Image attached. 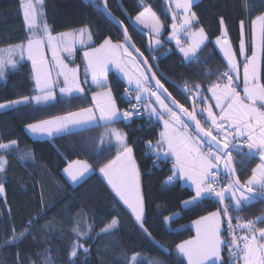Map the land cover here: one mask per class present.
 <instances>
[{
  "label": "snow or ice",
  "instance_id": "obj_1",
  "mask_svg": "<svg viewBox=\"0 0 264 264\" xmlns=\"http://www.w3.org/2000/svg\"><path fill=\"white\" fill-rule=\"evenodd\" d=\"M85 2L90 3L122 29L123 41L113 42L111 37H106L99 46H91L84 51L86 65L85 79L82 82L79 67H69L58 52L64 51L72 55L77 44L81 47L86 43L94 44L92 30L83 27L73 32L54 35L44 13L45 0H20L27 31L26 40L10 45L7 49H0V79L6 77L8 70L16 69L19 62L26 57L31 61L37 94L0 103V110H10L32 102L47 104L56 99L57 88L62 95L77 94L83 98L85 86L91 83L101 89L92 93V107L28 124L26 130L36 136L55 137L104 127L105 132L99 140H91L90 143H98L100 152H103L105 147L114 148L115 152L110 153L112 158L99 167V173L106 179L119 201L130 210L137 226L147 239L163 254L170 256L171 251L156 240L145 227V197L141 171L128 133L113 127L120 122L130 123L133 117H146L161 127L155 142L151 140L145 142L147 151L154 157V164L169 158L172 160L171 175L167 177L166 183L171 184L182 179L190 182V187L194 190V195L183 201L182 206L191 208L209 198H214L220 205L216 211L193 221L195 235L175 246L176 255L185 260L186 264H223L221 256L223 248L227 249L230 264H264V227L258 226L264 224V215L256 217L255 220H242L235 215L258 200H264V83L260 81L258 63L260 54L264 53V9L250 21L252 44L250 57L245 55L244 20L240 21L239 51L245 55L242 64V89L238 80L241 63L236 58V50L231 46L225 27L221 36L216 37L215 44L219 46L226 60V70L220 73H212L210 70L206 72L205 75L217 76L214 82L206 86L199 83L189 84L187 81L178 85L191 101L189 110L157 77L148 58L133 43L124 22L114 16L109 9L108 0ZM168 2L170 8L174 3L181 16L180 22L177 23V12H171L173 22L170 25L168 40L175 42L184 63H199V52L206 46V42L210 41L203 27L194 30V25L198 24V17L192 11L196 0ZM139 4L143 10L134 19L129 17V20L138 31L147 29L148 47L155 50L162 46L160 37L165 25L151 5L146 4L144 0H139ZM244 7L247 11V0ZM124 11L127 15L126 10ZM220 23H224L223 18ZM46 47L51 49L52 59L55 61V76L45 57ZM152 59L156 60L154 56ZM110 65L127 80L125 96L130 105L128 109L121 110L112 95L108 83ZM206 93H210V96ZM15 147H17L15 140L0 143V152ZM234 151L247 160L258 158L260 161L250 170L251 174L243 182L236 174L237 162L233 159ZM28 158H32L30 151L20 157L21 160ZM238 163L243 166L245 160ZM6 165L5 156L0 155V173L5 172ZM93 171L90 164L80 160L70 162L63 169L66 178L74 185L84 181ZM222 174L226 183H221ZM4 193V184L0 183V196ZM39 215L44 213L30 219L19 232L13 227L10 233L5 235L0 248L15 246L32 235L33 220H37ZM178 216L179 213H175L164 220L170 224ZM80 218L82 214H78L72 228L75 238L70 245L69 259L73 262L81 250L85 256L90 251L85 242L92 238V228L86 224L82 230L79 226ZM118 225L119 221L114 217L96 233V236L111 234ZM52 227L55 226L51 223L44 225V228ZM225 236L228 239H225ZM48 252L50 250L46 249L45 253ZM16 264H22L19 252ZM43 264H52L50 255L46 256ZM126 264H162V261L155 258L145 261L139 253H134L131 257H126Z\"/></svg>",
  "mask_w": 264,
  "mask_h": 264
},
{
  "label": "trees",
  "instance_id": "obj_2",
  "mask_svg": "<svg viewBox=\"0 0 264 264\" xmlns=\"http://www.w3.org/2000/svg\"><path fill=\"white\" fill-rule=\"evenodd\" d=\"M144 2L151 5L165 25L161 35L164 43L153 50L157 64L166 77L161 80L172 95L189 109L190 99L175 83L182 85L187 81L189 84L199 83L206 86L217 79L216 75H205L206 72L210 70L212 73H220L226 70V60L215 44L216 37L221 36L224 30V24L240 56V21L244 20L247 55H251L250 21L264 9V0H247V11L244 7L245 0H196L192 11L198 17V24L194 26L203 27L210 42H206V46L200 50L199 63L186 64L175 44L167 37L172 23L168 0ZM108 5L111 12L125 22L136 46L150 58L148 37L129 23L121 7L123 5L128 15L134 19L143 10L139 0H122L121 5L119 0H108ZM44 13L53 34L89 26L94 36L93 46L103 42L106 37L116 41L124 39L120 29L85 0H45ZM221 18L223 24L220 23ZM26 36L20 0H0V49H7L10 45L25 41ZM83 52V48H78L75 56L66 60L71 67L80 66L85 74L86 61ZM244 60L239 61L241 66ZM260 61V78L264 83V53ZM109 79L116 102L125 110L128 106L123 96L125 83L115 73H111ZM85 87L83 98L74 95L58 98L45 105L29 103L10 110H0V143L13 140L17 142L15 149L2 154L7 165L5 172L0 173V183L5 187L4 195L0 196V244L13 227L19 232L30 219L44 213L37 220H33L32 235L15 246L0 248V264H16L17 252L22 264H43L47 255L51 256L52 264H126V257H131L134 253H139L145 261L155 258L162 261V264H186L185 260L176 255L175 246L195 235L191 225L194 220L216 211L220 205L214 198H209L191 208L182 206L183 201L194 195V190L184 185L181 180L166 183L167 177L171 175L172 160H162L159 167H154V157L145 147L146 141L155 142L158 138L160 125L143 117L134 118L128 124L120 122L113 127L128 133L141 171L145 197V227L171 251L170 256L163 254L147 239L130 210L119 201L106 179L99 173V167L112 158L110 153L115 152L114 148L107 147L100 152L98 143H90L91 140H99L105 132L104 127H95L72 135H58L50 139L34 138L26 130L28 124L91 106L92 85L89 83ZM35 92L31 61H20L16 69L8 70L6 77L0 79V103L24 96L31 97ZM29 151L32 158L21 160L20 157ZM233 158L237 162L236 167L242 181L247 179L251 174L250 170L260 162L258 158L247 160L237 152L233 153ZM78 159L86 160L94 171L84 181L74 185L66 178L63 169L71 161ZM241 160H245L243 166L238 163ZM175 213H179V216L170 224L166 223L164 218ZM78 214H82L80 228L83 230L86 224L90 225L92 238L85 242L90 249L87 256L81 250L73 262L69 259V251L75 238L72 228ZM235 215L242 220H255L256 217L264 215V201L258 200ZM114 217L119 221L118 228L111 234L97 237L96 233ZM48 223L55 227L44 228ZM258 226L262 227L264 224ZM46 249L50 252L45 253ZM226 253L227 249L224 251L223 264H230Z\"/></svg>",
  "mask_w": 264,
  "mask_h": 264
},
{
  "label": "crops",
  "instance_id": "obj_3",
  "mask_svg": "<svg viewBox=\"0 0 264 264\" xmlns=\"http://www.w3.org/2000/svg\"><path fill=\"white\" fill-rule=\"evenodd\" d=\"M174 4V3H173ZM173 11V10H172ZM171 11V12H172ZM177 11H179V10H177ZM171 12H170V14H171ZM158 16V15H157ZM180 20H181V17H180ZM173 22V21H172ZM177 23H179V21H178V19H177V21H176ZM194 27H196V26H194ZM244 33H245V28H244ZM228 38H229V36H228ZM113 40V39H112ZM93 42H94V36H93ZM113 42H122V41H116V40H113ZM174 44H175V42L174 41H172ZM102 43V42H101ZM94 44H92V45H89V44H85V46H83V47H81L79 44H77L76 46H75V50H74V52L72 53V55H69L67 52H64V51H59L58 52V55L64 60V62L66 63V64H68V62H66V59H68V58H73L74 56H75V54H76V52H77V50H78V48H83L84 49V51H87L88 49H89V47H91V46H93ZM96 46H99V44L98 45H96ZM217 47L219 48V46L217 45ZM246 48H247V41H246ZM51 50V49H50ZM220 50V49H219ZM221 52V51H220ZM84 53V52H83ZM222 53V52H221ZM246 56H248V57H250L251 55H247V50H246V54H245ZM243 55L241 54L240 56L238 55V57H239V60L238 61H240L243 57H242ZM260 56H262V53L260 54ZM45 57L47 58V54H45ZM51 57H52V52H51ZM85 59V58H84ZM243 59H245V58H243ZM25 60H27V58L25 57ZM29 61V60H28ZM49 65H50V67L51 68H53V66H55V65H53V63L51 64V62L49 63ZM72 67H79V77H80V80L83 82L84 81V79H85V74L83 73V69L80 67V66H72ZM114 66H109V70L110 69H112ZM260 69H261V63H260ZM260 69H259V74H260ZM111 73H115L116 75H117V78H119L121 81H123L125 84H127V80H126V78H124L122 75H120V74H118L117 72H115L113 69L110 71V72H108V83H109V86L111 87V90H112V95H113V97L114 98H116L115 97V92H114V90H113V88H112V83H111V80L109 79L110 78V74ZM62 79V78H61ZM89 80H90V74H89ZM238 80H239V83H240V89H242V87H243V83H242V80H243V67L241 66V68H240V77L238 78ZM260 81H261V78H260ZM92 85V84H91ZM62 86V85H61ZM85 89H86V87H85ZM92 93H94V92H97V91H101V89H99V88H97V87H95L94 85H92ZM36 94H37V92H35ZM35 94V95H36ZM74 95H77V94H73L72 96H74ZM206 95H209L210 96V93H207ZM66 97H70V96H66V95H62L60 92H59V90H58V88H57V90H56V99L54 100V101H56L58 98H66ZM116 100V99H115ZM51 102H53V101H50V102H48L47 104H49V103H51ZM210 102H212V101H210ZM32 103H35V102H32ZM36 104V103H35ZM116 104H117V106L121 109V110H123L119 105H118V103L116 102ZM39 105H45V104H39ZM93 106V104L91 105V106H89V107H92ZM86 108H88V107H86ZM76 111H79V110H76ZM76 111H74V112H76ZM63 115H65L64 113H63ZM62 116V115H61ZM48 120V119H47ZM30 133V132H29ZM32 137H34V138H41V139H50V138H53V137H47V136H43V137H41V136H36V135H32V134H30ZM4 152H1V154H3ZM169 159H171V158H169ZM102 175V174H101ZM181 182L184 184V185H188V186H190V182H185L184 180H182L181 179ZM195 221V220H194ZM191 225H192V227H193V229H194V232H195V226H194V224H193V222L191 223ZM262 227H264V226H262ZM225 239H228L227 238V236H225ZM224 251H225V249H223L222 248V254H223V256H222V260H224V257H225V254H224Z\"/></svg>",
  "mask_w": 264,
  "mask_h": 264
},
{
  "label": "water",
  "instance_id": "obj_4",
  "mask_svg": "<svg viewBox=\"0 0 264 264\" xmlns=\"http://www.w3.org/2000/svg\"><path fill=\"white\" fill-rule=\"evenodd\" d=\"M119 3H120V5L122 4V0H119ZM108 7H109V5H108ZM121 7H122V9H123V11L125 10L124 9V7H123V5H121ZM110 9V8H109ZM114 15V14H113ZM114 16H116V15H114ZM127 19H128V21H129V23L131 24V25H133L131 22H130V20H129V17H131L130 15H128V13H127ZM117 17V16H116ZM118 18V17H117ZM132 18V17H131ZM109 19V18H108ZM110 20V19H109ZM121 20V19H120ZM124 22V21H123ZM124 25L127 27V25L125 24V22H124ZM115 26H117L116 24H115ZM118 27V26H117ZM133 27L135 28V29H137L136 28V26L135 25H133ZM119 29H120V31L122 32V29L120 28V27H118ZM140 32H142L144 35H146L147 37H148V43H149V36H148V34H147V31H145V30H143V31H140ZM128 34L129 35H131L130 34V32H129V30H128ZM122 36H123V34H122ZM123 38H124V36H123ZM131 38H132V36H131ZM132 41H133V43L135 44V46H136V43L134 42V40H133V38H132ZM137 48H138V46H136ZM149 48V47H148ZM141 51V50H140ZM142 52V51H141ZM149 56H150V58H148L147 56H145V54H144V56L145 57H147L148 58V62L150 63V64H152V70L153 71H156V75H157V77L161 80V78H165L166 79V77H165V75L163 74V72L161 71V69L159 68V66H158V68H159V70L157 71V61L155 60V61H153V59H152V57L154 56V54H153V49L152 48H149ZM155 57V56H154ZM161 82L162 83H164L162 80H161ZM175 83V82H174ZM165 85V84H164ZM175 85H179V84H177V83H175ZM166 87V86H165ZM167 88V87H166ZM191 102V101H190ZM189 110H191V109H189ZM233 153H235V151L233 152ZM234 159V158H233ZM237 168V167H236ZM238 176H239V174H238V170H237V173H236ZM240 177V176H239ZM242 181V180H241ZM243 182V181H242ZM262 201H264V200H262Z\"/></svg>",
  "mask_w": 264,
  "mask_h": 264
},
{
  "label": "rangeland",
  "instance_id": "obj_5",
  "mask_svg": "<svg viewBox=\"0 0 264 264\" xmlns=\"http://www.w3.org/2000/svg\"><path fill=\"white\" fill-rule=\"evenodd\" d=\"M169 3V2H168ZM154 11V10H153ZM181 17V16H180ZM86 27H88V28H90L91 29V27H89V26H86ZM198 27H201V26H198ZM198 27H194V30L196 29V28H198ZM226 27V25L224 24V28ZM76 30H79V29H76ZM145 30H147V29H145ZM205 30V29H204ZM73 31H75V30H70V31H66V32H73ZM164 31V30H163ZM171 32V31H170ZM205 32H206V30H205ZM228 32V31H227ZM61 33H63V32H61ZM169 34L170 33H168V36H169ZM206 34H207V32H206ZM55 35V34H54ZM167 36V37H168ZM207 36H208V34H207ZM228 36H229V34H228ZM244 40H246V37H245V33H244ZM160 39H161V42H162V44L164 43V41H163V39H162V37H160ZM209 39V38H208ZM229 40H230V37H229ZM230 43H231V46L233 47V49H235L234 48V46H233V44H232V42H231V40H230ZM245 46H246V41H245ZM159 48V47H158ZM157 49V48H156ZM246 50H247V48H246ZM45 54H47V60H48V62L50 63L51 62V64L53 63V65H55V61H53V59H52V57H51V50H50V48H45ZM246 54V53H245ZM135 55V54H134ZM243 58H245V55H243L242 56ZM236 58H237V60H239V57H238V54H237V52H236ZM242 58V59H243ZM261 58H262V56H260L259 57V61H258V63H259V66H260V63H261ZM66 62H67V60H66ZM69 67H71L69 64H67ZM115 72H117L118 74H120V75H122L123 76V74L122 73H120L115 67H113L112 68ZM112 69H110L109 70V72L112 70ZM259 69H260V67H259ZM51 70H52V73H53V76H55V74H56V67L55 66H53V68H51ZM259 76H260V74H259ZM16 148V147H15ZM14 148V149H15ZM0 155H2L1 154V152H0ZM78 160H80V159H78ZM74 161H76V160H74ZM80 161H86V160H80ZM71 162H73V161H71ZM89 164V163H88ZM66 175V174H65ZM221 256H223V254H222V251H221Z\"/></svg>",
  "mask_w": 264,
  "mask_h": 264
},
{
  "label": "built area",
  "instance_id": "obj_6",
  "mask_svg": "<svg viewBox=\"0 0 264 264\" xmlns=\"http://www.w3.org/2000/svg\"><path fill=\"white\" fill-rule=\"evenodd\" d=\"M168 10H169V13L173 10V11H176L177 12V19H178V21L180 22V14H179V11H177V9H175V6H174V4H172L171 5V8L170 7H168ZM128 87V84H125L124 85V87H123V96H124V98L127 100V98H126V96H125V90H126V88ZM128 102V101H127ZM132 103H135V101H132ZM130 107V105H129V103H128V106H127V108L126 109H128ZM134 118H143V117H133V119ZM146 118V117H145ZM151 123H154V122H152V121H150ZM160 166V161L159 162H157L156 164H154V167H159ZM171 167H172V164H171ZM221 183H226V179H225V177H224V175L222 174L221 175ZM227 202V201H226ZM231 211V210H230ZM233 223L235 224L236 223V221L234 220L233 221ZM228 238V237H227ZM226 255H227V257L229 258V256H228V252L226 253ZM230 261V260H229Z\"/></svg>",
  "mask_w": 264,
  "mask_h": 264
}]
</instances>
